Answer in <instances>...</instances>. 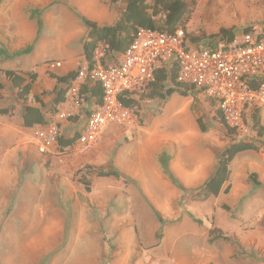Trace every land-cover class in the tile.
Returning <instances> with one entry per match:
<instances>
[{
	"label": "rangeland",
	"instance_id": "obj_1",
	"mask_svg": "<svg viewBox=\"0 0 264 264\" xmlns=\"http://www.w3.org/2000/svg\"><path fill=\"white\" fill-rule=\"evenodd\" d=\"M126 1L0 0V47L11 54L32 45L29 54L0 60V71H36L32 93H51L49 74L87 67L82 46L88 30L80 17L113 25ZM249 28L256 30L251 38L264 31V0H200L183 25L186 33L207 36L231 30L237 41ZM13 90L3 91L10 101ZM70 96L58 109L61 120L50 114L53 96H41L46 118L67 138L80 133L89 115L85 99L68 114ZM215 105L195 92L142 101L132 122L106 125L88 153L42 154L34 140L27 148L10 142L0 149V264H264V146L231 162L228 194L195 199L226 148L258 139L255 111L264 127L260 104L245 107L243 127L233 132L216 121ZM162 160L184 190L168 181ZM106 169L121 177L96 176ZM216 235L227 241H213Z\"/></svg>",
	"mask_w": 264,
	"mask_h": 264
},
{
	"label": "trees",
	"instance_id": "obj_2",
	"mask_svg": "<svg viewBox=\"0 0 264 264\" xmlns=\"http://www.w3.org/2000/svg\"><path fill=\"white\" fill-rule=\"evenodd\" d=\"M200 0H127L125 10L120 13L118 20L109 26H99L97 23L80 17L82 24L88 30L86 39L82 46V56L88 66V73L90 74L94 66V57L97 51H100L101 64H107L113 61L116 57L124 54L133 43L139 30H146L152 32H159L167 35H174L179 29L185 33L184 42L189 46H205L210 52L217 50L219 42L231 43L235 39V35L231 30L221 29L218 34L207 36L201 31L193 34L186 33L183 25L188 21ZM116 0H112L115 3ZM33 18V15H31ZM256 32L255 29H245L243 34L252 35ZM257 41L264 38V31L255 37ZM102 48V50H101ZM32 51V45L25 50L17 51L9 54L3 47H0V60L14 59L16 57L29 54ZM0 74L8 81L12 88L16 90V98L26 104L28 101L37 105L26 106L25 113L22 118L23 127L30 129L35 126H44L49 124V119L45 118L42 109L44 108L42 95L53 96L52 107L50 109L51 116L58 113L59 106L65 104L67 95L76 82L79 71L75 70L66 75L59 76L49 74V77L55 81V88L51 93H43L42 95H34L32 93L33 86L38 80V74L35 71H14L2 70ZM251 91H258L264 86V75L251 77L246 81ZM0 86V90H1ZM203 93L202 90L196 89L193 86L186 85L177 81V66L172 63L169 67L160 66L154 72V80L145 90L137 92L135 95L121 94L118 97L121 105L128 109H136L140 102L163 101L166 102L174 94L186 96L189 93ZM78 96L82 99H92L94 101V109L102 105L103 93L98 85H95L86 80L82 83L78 90ZM208 98V97H207ZM211 105L215 107L216 101L208 98ZM11 107H9L1 114H7ZM258 110V109H256ZM91 112H89L88 117ZM253 128L257 132V140L251 142H236L226 148L217 159L214 172L210 179L203 184V186L196 191L195 199L199 202L209 200L211 197H216L220 192L228 194L230 191L229 179V165L236 156L245 152H258L263 146L264 142L260 140L264 137V127L261 125L259 111L252 114ZM216 121L224 126L228 131L233 132L222 114L219 107L215 110ZM198 127L202 133H206L205 127L200 121H197ZM80 133H76L71 138L59 136L57 138V145L59 151L70 148L79 138ZM163 172L168 181L179 190H184L181 184L174 178L172 173L167 168V163L162 160ZM98 178H114L118 180L121 175L118 171L112 169L100 170L96 173ZM256 180V175L251 177ZM83 187L85 191L90 192L89 183L84 181ZM155 216L160 224L163 225L161 216L155 212ZM199 223V221H196ZM213 235V232L210 233ZM227 239L223 236L216 235L213 241Z\"/></svg>",
	"mask_w": 264,
	"mask_h": 264
},
{
	"label": "built area",
	"instance_id": "obj_3",
	"mask_svg": "<svg viewBox=\"0 0 264 264\" xmlns=\"http://www.w3.org/2000/svg\"><path fill=\"white\" fill-rule=\"evenodd\" d=\"M184 31L174 35L139 30L128 50L107 64H101L100 51L95 53L92 72L88 66L79 72L76 81L87 79L98 85L103 93L102 105L93 109L82 128L78 140L70 149L88 153L100 143L101 131L109 124H126L133 121V109L125 108L118 100L119 95H135L145 90L154 80L156 68L177 66V81L202 90L208 98L214 99L222 111L227 125L239 130L243 127L242 113L253 102L264 107V86L251 91L246 84L251 77L264 75V38L244 36L240 41L220 42L215 52L184 42ZM102 50V48H101ZM78 90H70L73 105L68 114H76L83 99ZM75 112V113H74ZM64 113L57 114L61 120ZM57 122L36 128L33 139L42 154L58 152ZM69 149V148H68Z\"/></svg>",
	"mask_w": 264,
	"mask_h": 264
},
{
	"label": "crops",
	"instance_id": "obj_4",
	"mask_svg": "<svg viewBox=\"0 0 264 264\" xmlns=\"http://www.w3.org/2000/svg\"><path fill=\"white\" fill-rule=\"evenodd\" d=\"M122 12L123 11H121V13ZM119 15H118V17H119ZM118 17L116 16V18L113 20V22L115 20L117 21ZM113 22H111V23H113ZM52 68L53 67H49V70H52ZM59 76H63V75H59ZM38 78H39V76H38ZM81 84H82V81L78 80L73 84L72 88L73 89L74 88L79 89ZM0 86L2 87L0 90V119H2V120H0V149L11 147L12 145L10 142L18 143V144H16L17 147H21L20 145H22L25 148H27L28 147L27 142H32L34 140L33 139L34 130L36 128L41 127V126H35L33 128H30V129L24 128L22 118H23V115L25 113V107L26 106H36L37 107V105L31 103L30 101H28L26 104H24L23 101L17 100L16 90H13L14 91L13 92V94H14L13 100H11V101L8 100L5 97L3 91H4V89L9 91L10 89H12V86L8 81L5 80V78H4V82H0ZM70 97H72V94ZM67 99H68V97H67ZM7 105H9V106H7ZM61 106H63V104L60 105L59 108ZM9 107H11L12 110H10L7 114H4V113L1 114V111L4 112ZM84 107L86 108L84 110V113L90 112L92 107H94V101L92 99H88V100L86 99ZM43 109H42V112H43ZM44 115H45V113H44ZM45 118H46V116H45ZM14 119H15V122H14ZM65 138H67V137H65Z\"/></svg>",
	"mask_w": 264,
	"mask_h": 264
}]
</instances>
